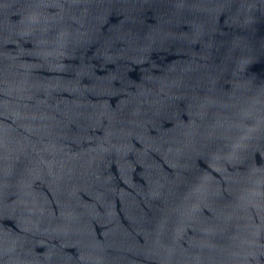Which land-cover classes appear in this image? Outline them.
<instances>
[{
  "label": "clouds",
  "instance_id": "1",
  "mask_svg": "<svg viewBox=\"0 0 264 264\" xmlns=\"http://www.w3.org/2000/svg\"><path fill=\"white\" fill-rule=\"evenodd\" d=\"M0 264H264V0H0Z\"/></svg>",
  "mask_w": 264,
  "mask_h": 264
}]
</instances>
